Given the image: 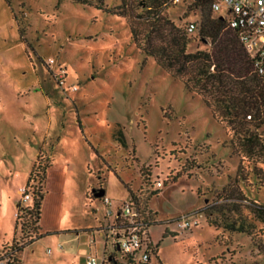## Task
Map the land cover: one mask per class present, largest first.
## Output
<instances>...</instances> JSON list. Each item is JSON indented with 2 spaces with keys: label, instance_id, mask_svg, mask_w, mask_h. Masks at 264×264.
Segmentation results:
<instances>
[{
  "label": "rangeland",
  "instance_id": "1",
  "mask_svg": "<svg viewBox=\"0 0 264 264\" xmlns=\"http://www.w3.org/2000/svg\"><path fill=\"white\" fill-rule=\"evenodd\" d=\"M85 1L0 0V256L25 240L18 203L32 201L20 189L42 155L52 161L44 235L18 254L22 264L120 255L105 225L131 190L157 212L149 264H264L251 235L228 229L244 223L264 247L251 204L264 205V123L247 124L260 145L243 147L202 93L147 56L131 30L149 14L140 0ZM191 3L166 0L163 12L187 31L196 23L189 51L209 49ZM94 189L111 203L91 198Z\"/></svg>",
  "mask_w": 264,
  "mask_h": 264
},
{
  "label": "trees",
  "instance_id": "2",
  "mask_svg": "<svg viewBox=\"0 0 264 264\" xmlns=\"http://www.w3.org/2000/svg\"><path fill=\"white\" fill-rule=\"evenodd\" d=\"M213 1L192 0L188 7V10L201 11L199 35L202 41L210 43L209 49L189 51L192 37L185 28L177 25L163 12L166 0L139 1V5L146 8L149 14L141 23L138 22L140 26L132 21V36L137 46L147 56L154 57L173 77L182 79L189 91L202 93L205 104L213 108L214 115L219 112L235 133L244 135L242 146L253 150L260 145V138L255 131L247 127V124L255 122L259 126L264 123V75L254 71V58L246 50L237 30L228 26L224 12L213 10ZM248 114H252L251 119L248 118ZM51 165L52 161L49 158L44 161V157L39 155L27 185L29 187L32 181L37 180L39 183L30 185L33 187L32 204L24 207L20 203L17 214V226L21 222L22 237L25 240L23 242L17 240L11 246L8 255L0 256V259H7V264H21L22 259L18 254L44 235L40 222L46 196L44 188ZM180 176L181 174H177L174 180ZM100 190L94 189L90 197L99 198L95 193ZM158 192L159 190H156L154 193ZM130 197V200L137 203L142 213L148 215L146 222L149 227L157 222L156 211L142 207L132 190ZM251 204L256 215L264 218V205L255 202ZM209 221L216 223L210 218ZM228 229L230 232L248 233L259 249L264 251L251 227L233 222ZM158 247L159 244L155 243L153 255H157ZM146 263L149 264L150 261Z\"/></svg>",
  "mask_w": 264,
  "mask_h": 264
},
{
  "label": "built area",
  "instance_id": "3",
  "mask_svg": "<svg viewBox=\"0 0 264 264\" xmlns=\"http://www.w3.org/2000/svg\"><path fill=\"white\" fill-rule=\"evenodd\" d=\"M178 2L180 0H173ZM212 8L215 12H224L228 26L236 29L246 50L254 58V71L264 75V0H214ZM196 23L191 22L189 32H194ZM252 118V114H248ZM162 181L157 187L163 186ZM23 200L28 201L32 194L28 187L20 189ZM104 202L111 203L107 196ZM118 211H110L107 224L108 236L113 241L114 249L120 255H104L99 258L89 255L86 264H137L151 261L155 243L149 234L148 215L142 213L134 200L125 201L118 206ZM182 227L190 226V221L181 222ZM6 260V261H5ZM0 264H7V259H0ZM14 264V263H13Z\"/></svg>",
  "mask_w": 264,
  "mask_h": 264
},
{
  "label": "water",
  "instance_id": "4",
  "mask_svg": "<svg viewBox=\"0 0 264 264\" xmlns=\"http://www.w3.org/2000/svg\"><path fill=\"white\" fill-rule=\"evenodd\" d=\"M106 191L104 189L98 191L95 193L97 197H103L105 195Z\"/></svg>",
  "mask_w": 264,
  "mask_h": 264
},
{
  "label": "crops",
  "instance_id": "5",
  "mask_svg": "<svg viewBox=\"0 0 264 264\" xmlns=\"http://www.w3.org/2000/svg\"><path fill=\"white\" fill-rule=\"evenodd\" d=\"M19 202V201H18ZM20 203H21V201H20ZM18 205H19V203H18ZM17 214H18V212H17ZM110 221V220H109ZM109 221H107V222H109ZM107 222H106V224H107ZM102 225V224H101ZM100 225V226H101ZM106 227H107V225H105ZM100 232H101V234L102 235H104V234H106L103 230H100ZM106 237H107V240H109L108 238H109V236L106 234ZM112 244H113V241H112ZM105 247H106V245H105ZM114 248V247H113ZM1 253V252H0ZM93 255V254H92ZM22 264V263H21Z\"/></svg>",
  "mask_w": 264,
  "mask_h": 264
}]
</instances>
